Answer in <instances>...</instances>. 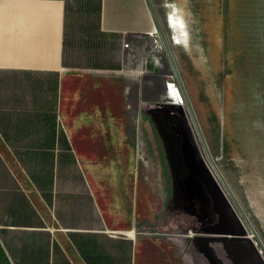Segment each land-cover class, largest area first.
I'll return each mask as SVG.
<instances>
[{
  "label": "crops",
  "instance_id": "obj_1",
  "mask_svg": "<svg viewBox=\"0 0 264 264\" xmlns=\"http://www.w3.org/2000/svg\"><path fill=\"white\" fill-rule=\"evenodd\" d=\"M219 1L97 0L98 27L128 42L129 48L123 49L127 53L141 40L152 39L156 22L163 34L168 27H178V42L186 44L191 63L190 105L210 156L239 205L262 220L264 23L255 13L264 3L230 0L229 16L230 5ZM68 11V0H0V264H134L132 231L128 237L105 226L92 195L93 223L88 224L86 213L61 212L54 192L44 195V188L30 178L12 140L7 143L11 149L2 140L18 137L11 134V124L23 122L30 123L24 130L32 132L26 137L44 136L39 124L45 122L48 104L41 100L40 90L53 95L56 91L50 123L61 127L65 137L72 136L66 92H81L87 70L64 64ZM178 49L172 48L175 56ZM175 89H168L169 96ZM86 118L81 112L72 122Z\"/></svg>",
  "mask_w": 264,
  "mask_h": 264
},
{
  "label": "rangeland",
  "instance_id": "obj_2",
  "mask_svg": "<svg viewBox=\"0 0 264 264\" xmlns=\"http://www.w3.org/2000/svg\"><path fill=\"white\" fill-rule=\"evenodd\" d=\"M223 1H219L221 6ZM225 1L230 5V16L231 2ZM259 1L264 3V0ZM68 4L72 15L68 44L78 48L79 64L87 70V81L81 92L80 89L66 92L72 136L65 137L61 127H56V123L52 127L50 123L56 91L53 95L51 90H40L41 100L48 104L47 113L42 116L45 122L39 124L44 130L40 135L44 136L26 137L32 134L24 130L30 123L11 124L14 127L11 134L19 136L2 139L3 143L8 146L12 140V148L24 158L23 165L30 178L44 188V195L50 197L54 192L61 212L86 213L88 224L93 223L94 219L89 218L95 209L90 199L92 195L105 226L128 237L132 231L134 264H210L204 253L205 246L195 238L197 232L190 225L188 211L182 208V198L168 199L170 186L173 189L178 180L171 175L164 149L160 148L158 131L149 116H145L150 106L172 100L168 89L169 83H173L200 151L211 164L160 35L157 41L141 40L134 52L127 53L121 41L99 30L95 0H68ZM262 5L255 14L258 21L264 23ZM219 15L220 12L216 14ZM230 24V28L236 27L231 18ZM166 31L165 38L190 102L189 76L192 73L189 55L184 50L186 44L178 42L177 26L168 27ZM222 32L221 27L219 34ZM212 33L217 35L218 31ZM262 38L264 72V34ZM172 48H179V55L175 56ZM107 69L114 71H103ZM203 71L206 75L207 71ZM92 75L100 78L93 80ZM80 98V102L75 103ZM81 112L87 118L74 125L73 119ZM217 178L247 227L228 187L220 176ZM241 208L264 245V219L255 218L250 210ZM248 233H251L249 229ZM252 238L256 241L254 236ZM222 260L228 262L225 258Z\"/></svg>",
  "mask_w": 264,
  "mask_h": 264
},
{
  "label": "water",
  "instance_id": "obj_3",
  "mask_svg": "<svg viewBox=\"0 0 264 264\" xmlns=\"http://www.w3.org/2000/svg\"><path fill=\"white\" fill-rule=\"evenodd\" d=\"M156 23L160 38L176 73L184 98L188 103L205 151L208 157L211 158L171 50L158 22ZM178 100L180 101L181 98L178 97ZM149 108L153 112L161 114L169 123L171 130L178 136L181 163L184 170V176L182 177L184 200L192 204L195 199L200 205L198 210L203 225L196 230V234H202L197 235V237L201 239L200 241L206 248L204 252H210L211 254L213 246L218 247L220 245V250L226 253L232 264H264L263 257L248 235V229L256 238L263 253L264 245L232 193L230 195L233 202L247 227L210 173L183 106L178 102H172L156 103ZM210 244L212 246L207 247Z\"/></svg>",
  "mask_w": 264,
  "mask_h": 264
},
{
  "label": "flooded vegetation",
  "instance_id": "obj_4",
  "mask_svg": "<svg viewBox=\"0 0 264 264\" xmlns=\"http://www.w3.org/2000/svg\"><path fill=\"white\" fill-rule=\"evenodd\" d=\"M171 101H166L164 103H172ZM145 116H149V121L152 122V124L155 126L156 130L158 131L157 135L160 139V148L164 149L165 155L167 157L168 165L171 171V175H174V177L177 178V184L172 189L170 186L169 191V200H172L173 197L176 196L179 198H182L183 206L182 208L185 211H188L187 217L190 225L194 226L193 229L198 230L201 228L202 219L199 216V210L198 207L200 206L198 202L193 200V203L190 204L186 200H184L183 195V188H182V177L184 176V170L181 163V156H180V149H179V139L178 136L171 130L169 123L163 118V116L159 113L153 112L150 108L147 109V113H145ZM168 200V201H169ZM197 235L202 234H195L196 240H201L197 237ZM212 246L211 244L207 247ZM220 245L213 246L212 252L210 254L207 252H204L207 259L210 260V264H232L230 259L227 257L226 253H224L222 250H220ZM220 252V254L218 253ZM219 256H222L225 258L228 262H224Z\"/></svg>",
  "mask_w": 264,
  "mask_h": 264
},
{
  "label": "built area",
  "instance_id": "obj_5",
  "mask_svg": "<svg viewBox=\"0 0 264 264\" xmlns=\"http://www.w3.org/2000/svg\"><path fill=\"white\" fill-rule=\"evenodd\" d=\"M151 38H152V40H154V41H157L158 40V36H159V33H158V30L157 29H155V31L154 32H152L151 34ZM129 43L128 42H124L123 43V47L124 48H129ZM171 86H174V84L173 83H169V88L171 87ZM176 102H178V103H180L181 104V100L179 101L178 99H177V101ZM204 160H205V158H204ZM211 161H209L211 164H209L206 160H205V163H206V166L208 167V169H209V171H210V173L212 174V176L214 177V179L217 181V183L219 184V182H218V176H220L221 178H222V176H221V174H220V172H219V170H218V168H217V166H216V163H215V161L211 158L210 159ZM212 167V168H211ZM215 171H214V170ZM223 179V178H222ZM220 185V184H219ZM248 235H249V237L252 239V241L254 242V244H255V246H256V248L258 249V251H259V253H260V255L263 257V259H264V253H263V251H262V249L260 248V246L258 245V243L252 238V236H253V234L252 233H248Z\"/></svg>",
  "mask_w": 264,
  "mask_h": 264
},
{
  "label": "trees",
  "instance_id": "obj_6",
  "mask_svg": "<svg viewBox=\"0 0 264 264\" xmlns=\"http://www.w3.org/2000/svg\"><path fill=\"white\" fill-rule=\"evenodd\" d=\"M95 1H96V4H97V0H95ZM71 18H72V15L68 11V13H67L68 25H69V22H70ZM64 64H66V65L70 64L72 66H80L78 48L76 46L70 47V45L68 44V35H66V44H65V48H64ZM91 203H92V201H91Z\"/></svg>",
  "mask_w": 264,
  "mask_h": 264
},
{
  "label": "bare ground",
  "instance_id": "obj_7",
  "mask_svg": "<svg viewBox=\"0 0 264 264\" xmlns=\"http://www.w3.org/2000/svg\"><path fill=\"white\" fill-rule=\"evenodd\" d=\"M170 90H171V89H170ZM171 93H172V92H171ZM170 97H172V100H173L174 102H176L177 99H178V97H180V95H179L178 91L175 89V90L173 91V94L170 95ZM176 97H177V98H176Z\"/></svg>",
  "mask_w": 264,
  "mask_h": 264
}]
</instances>
